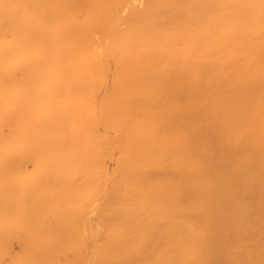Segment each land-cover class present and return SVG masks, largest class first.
I'll return each instance as SVG.
<instances>
[{
  "label": "bare ground",
  "instance_id": "bare-ground-1",
  "mask_svg": "<svg viewBox=\"0 0 264 264\" xmlns=\"http://www.w3.org/2000/svg\"><path fill=\"white\" fill-rule=\"evenodd\" d=\"M0 264H264V0H0Z\"/></svg>",
  "mask_w": 264,
  "mask_h": 264
}]
</instances>
